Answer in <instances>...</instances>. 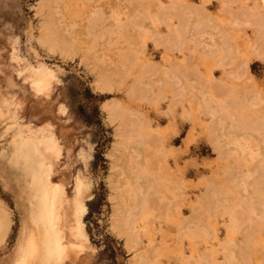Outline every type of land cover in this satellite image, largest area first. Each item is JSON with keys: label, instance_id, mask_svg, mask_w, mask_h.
<instances>
[{"label": "rangeland", "instance_id": "374dc122", "mask_svg": "<svg viewBox=\"0 0 264 264\" xmlns=\"http://www.w3.org/2000/svg\"><path fill=\"white\" fill-rule=\"evenodd\" d=\"M178 1L181 5L190 2L199 8H204L200 1H205L208 9L204 15L213 19L208 29H212L217 45L221 46L225 38L245 40L242 54L238 56H253L247 67L253 80L263 84L264 60L258 58L250 46L254 29L233 25L234 18L240 13H248L241 18L248 21L258 0L228 5L232 14L221 10L219 0ZM136 2L150 3L152 15L170 4L167 0H0V215L5 219L0 240V264H46L43 248L38 249L29 261V229L44 189L57 186L62 198L57 208L55 230L63 252L55 264H135L142 253L152 252L154 246H158L152 252L156 255L153 256L154 264H196L202 254L205 259L202 258L201 264H221L223 261L226 264L230 260L231 264H242L249 224L256 236L263 232L259 237L253 235L255 238L252 240L257 247L250 264L264 263V211L260 209L264 207V145L245 148L244 152L236 146L226 149L214 147L210 140L209 117L192 105V86L188 83V88L187 83L186 86L180 81L181 71L177 63L176 66L173 64L177 61L178 52L167 56L165 48L159 46L164 42L165 33L154 32L152 36L144 29L150 27L151 21L143 22V27L130 23L131 16L126 13ZM198 22L193 28L200 30L204 23L201 17ZM149 69L154 75L150 78ZM44 77L46 86L37 90L38 80ZM107 77H110L111 84L108 88L102 85ZM250 84L251 81L246 85L247 89ZM178 88L183 89L179 91ZM113 103L121 105L129 118L116 120L110 116L105 106ZM247 109H260L264 114V106L253 107L248 102ZM134 118L144 125L142 127L148 130V135L159 137L152 154H149L155 156L158 151H163L164 155H159L160 161L164 158L162 170L146 168L147 151L141 148L142 145L150 148L146 137L141 146L136 145L132 136L127 139L121 137L127 123ZM44 136L51 138L54 145L53 150L44 151L45 161L27 149L19 150L21 141L35 142L32 139ZM136 148L140 153L136 159L140 165L137 171L152 173L155 179L159 178L157 173L162 178L164 175V198L174 201L170 204V217L157 218L154 210L148 211L142 204L148 178L145 174L139 176L137 182L141 189L137 190L140 194L136 202H132L136 207L134 216L137 219L134 222H137L127 232L140 235L135 239L134 247L130 248L126 236L118 234L116 220L124 221L128 215V194L133 189L131 184L135 173L132 172L131 157L135 155ZM220 152L226 155L219 161ZM244 162L246 166L242 165ZM240 165L244 168L241 169ZM223 167L222 173L223 169H219ZM231 167L241 170L240 173L238 169V172L234 170L233 175L247 176L246 192H243L245 188L237 186L240 178L234 182L227 179ZM45 168H49L48 175L41 181L39 177ZM81 181L84 191L81 212L77 216L80 203L77 188ZM168 186L166 192L165 187ZM223 190L226 191L222 194ZM175 197L179 200L176 203ZM205 197L207 203L203 202ZM240 200L246 201L247 205ZM247 201H254L249 204L251 208ZM258 201H263V204ZM255 204L260 207H253ZM235 206H240L242 213L245 212L244 223L239 230L236 229L237 232L228 226L232 221L231 214H225L226 208L228 213L239 209ZM141 211L146 213L141 214ZM189 218L192 221L187 220ZM184 219L189 223L181 224ZM253 224L257 227L253 228ZM185 226L199 230L189 231ZM79 228L82 236L78 235ZM231 234L234 242L230 240ZM228 245L231 246L228 248ZM230 251H233V257L232 253L228 254ZM258 256L262 257L259 259Z\"/></svg>", "mask_w": 264, "mask_h": 264}, {"label": "bare ground", "instance_id": "6f19581e", "mask_svg": "<svg viewBox=\"0 0 264 264\" xmlns=\"http://www.w3.org/2000/svg\"><path fill=\"white\" fill-rule=\"evenodd\" d=\"M219 1L221 3L219 5L221 10L223 12H227L229 14H232L230 11L231 8L228 5H232L234 3L242 2L245 0H219ZM167 2L170 3L169 6L167 5L166 7L161 8L155 15H152L153 12H152L150 3L139 4V2H136L135 4H133L129 8V11L126 14L131 16L132 21L130 20L131 21L130 23L133 22L136 26H139V27H143V22H145L147 20L151 21L152 23H151L150 27H144V29L148 30V32H151L152 36H154V32L161 31V32L165 33V39H163L164 42L162 41L163 44L159 45V46L160 47L162 46V48L163 47L165 48V51H166V54L168 57H170L173 52H175V51L178 52V57L176 56L177 61L173 64H175V66H176V63H177L179 70L181 71L179 73L180 81L181 82L183 81L185 85H186V83H187V85H188V83H190L192 86V87H190L191 89H193V93H192L193 104L192 105H195L196 107H198L199 111H201L202 114L209 117L208 118V126H209V129L211 131L210 140L213 142L214 147L216 149L217 148H220V149L225 148L226 149V148H231L233 146H236L237 148H240L241 150L243 149V152H244L245 148H250V147L257 148V147H260L261 145H264V114H263L262 110H260V109L259 110L258 109H247L248 102L253 104V107L264 106L263 105L264 101L262 100V97H264V81H263V84H258L255 80H253V78L250 74V69L247 66H248V63L250 62V60L253 59L252 55H249L248 58L238 56L239 53L242 54L241 52H242L243 46L246 44V43L243 44V42L245 40H243V42H242L241 40H238V39L234 40V39L225 38L224 41L222 42L221 46L217 45V41L215 39V35L212 32V29L211 28L208 29L210 27V25L213 23V19L211 18V16H205L204 15V13L208 9V7L205 6V1H200L202 3V5H204L203 6L204 8H199V7L195 6L194 4H191L190 2H188L185 5H183V4L181 5L178 0H167ZM254 6L255 7L253 10V14L250 15V18L248 21L247 20L243 21L241 19L243 16H247L248 13L247 14L246 13L245 14L240 13L239 15L237 14L236 17L234 18L233 25L234 26L245 25V26H248V27H251L254 29V38H253V42H252V44H250V46L252 47V50H253V52H255L256 56L258 58H261L262 60H264V0H258ZM154 16H155V18H154ZM199 17H201L202 21L204 22V23H202L200 30L193 28L199 23L198 22ZM97 19H98V16H97ZM97 19H94V20H97ZM156 21H158V22L155 23ZM127 22L129 23V21H127ZM96 23H97V21H96ZM122 25H125V24L123 23ZM233 25H231V26H233ZM124 30H125V28H124ZM147 35H149V33H147ZM162 42H160V43H162ZM53 47L55 48L56 44H54ZM235 51H236V56L234 55ZM127 55H125L126 58H127ZM120 61H122V60H120ZM120 63H123V61ZM147 72H149L148 73L149 78H150V75L154 76L153 74H150L153 72L152 69L147 70ZM158 73L160 74V72H158ZM157 77H156L155 81H157V79H158ZM109 78L108 77L105 78L106 81L102 82V85L106 88L111 86V84L109 82V80H110ZM154 78L155 77H153L151 80L153 81ZM158 81H160V80H158ZM249 81H251V84H250V88L247 89L246 85L248 84ZM176 82H178V81H176ZM166 83H168V81ZM46 84H47V79L45 77L40 78L36 84L37 90L42 89L44 86H46ZM148 84H150V80L147 83V85ZM48 85H50V83ZM155 86H156V84H155ZM177 86H178V84H177ZM189 86L190 85H188V88H189ZM143 87H144V85H143ZM164 87H166V86H164ZM146 88H144V89H146ZM140 89H142V88L140 87ZM180 89L181 88H178L179 91H182L183 88L181 90ZM150 90H152V89H150ZM136 91H139V90H136ZM183 93H184V90H183ZM179 97H181V95ZM175 99H174V101H175ZM190 105H191V103H190ZM105 108L109 111V115L114 117L116 120L121 119V118H127V119L129 118L127 111L118 103L107 104L105 106ZM183 110H185V109H183ZM197 118L198 117H196V119ZM135 119L136 118H134V120ZM134 120L132 121L130 119V123H127L128 126H126V129L121 133V137L123 139H127L128 137L132 136L134 138V140L136 141L135 142L136 145H139V146L142 145L141 142L146 137L147 142H149L148 144H150L149 145L150 148H148V147L146 148V146H144V145L141 146V148H143V150L147 151L146 152L147 156H145V157H147L145 159L147 161V162H145L146 168H148L150 170H157V171L162 170L163 169L162 160L164 158L162 157L161 158L162 160L160 161V156H161L160 154L163 151L162 152L158 151V154H156L155 156H151L149 154V153L152 154V152L154 150L153 146L158 141L159 137L156 136L155 134L148 135L149 134L147 132L148 130L146 131L145 128L142 127L144 125L139 123V121H136V120L134 121ZM126 122H129V121H126ZM32 140L35 142H31V141H27V140L21 141V143L19 144V150L27 149L31 153H33V155L37 156L38 158H41L42 161H45L46 156L44 154V151H46V150L50 151V150H53V148H54V145L51 141V138L44 136L41 139H32ZM210 140H209V142H210ZM235 153H238V152H235ZM134 154L136 156L133 155L131 157L132 158L131 159L132 164H133L132 172H135L133 174V177H134L133 184H131L133 186L132 187L133 189H131V186L129 187V184L132 183V181H131L132 179L129 181L130 183L129 182L127 183L128 187L131 189L129 191L130 193L129 192H128L129 194L127 193L129 195V200H128L129 203L127 205L129 208L128 215L124 221L120 220L119 218L116 220V222H117L116 230L118 231V234H120L122 236H126L127 245L130 248L134 247L135 239L139 238V235H140V234H138V236H137V234L131 235L127 231H129V228L137 222V221L134 222L137 219L136 216H134V214H135L134 211H135L136 207L134 206V204L132 202H136V200H137L136 197H138V194H140V193H138L139 190H137V189H141V185L138 184V182H137L139 180L138 178H139V176H143V174H145L142 171L140 173L137 171L138 168L140 167L139 163L138 164L136 163V159L140 156L139 148H136L134 150ZM232 154H233V152H232ZM163 155H164V153H162V156ZM225 155H226L225 153L220 152L219 161L222 160V158H224ZM258 155H259V152H258ZM164 157L166 158V156H164ZM234 157H235V155H234ZM237 157L238 156L236 154V158ZM241 157L243 158V156H241ZM249 157H250V155H249ZM252 157L254 158L255 155L251 156V158ZM253 158L250 159V164H251ZM237 159H239V158H237ZM247 164H249V162ZM224 165H226V164H224ZM242 165L246 166V163L245 164L242 163ZM250 166H248V167L250 168ZM224 167L220 168V169L217 168V171H215L216 173L214 172L216 174V176H217L219 170L223 169L221 171H222V173L224 172ZM239 167H241V165ZM226 168L228 169V167H226ZM229 168H230V166H229ZM242 168H244V166H242L241 169ZM48 169L49 168H45V170L40 175L39 178L41 181L43 180V178L47 177L48 171H49ZM236 169H238V168H236ZM236 169H234V170H236ZM234 170H233V168L229 169V171L227 172L228 175L226 174L227 179H230V181L234 182V181L238 180V178H240L239 181L237 182L238 183L237 186L245 188L244 185L247 184L246 180H248L247 176H245L246 174L245 175H244V173L242 174L245 176L244 178L238 177L239 176L238 174L240 173L241 170L239 171V169H238V171H239V173L237 174L238 176H236V174L233 175L235 172ZM262 172H264V169ZM157 174H159L158 175L159 178H157L159 181L154 178L152 173H151V175L145 174L146 177L148 178L147 179L148 185H146V188L148 186V189L145 192V194H143V200H142L143 203L142 204H143L144 208L148 209V211L154 210V212H155L154 215H156L157 218H162L164 216L170 217V209L169 208L171 207L170 204H173L172 202L174 200L172 202L170 200H167V201H170L171 203L170 202L166 203L167 201L164 198V179H163L164 175L162 174L163 175V178H162L160 173H157ZM212 175H214V174H211V176ZM247 175L249 178L250 175L249 174H247ZM252 175H254V174H252ZM221 177H223V176H221ZM208 179H210V177ZM213 179L214 178H212V181H213ZM169 180H170V178H169ZM225 180H226V178H225ZM177 181H179V180H177ZM214 181H215V179H214ZM227 182H228V180H227ZM168 183H169L168 185L171 184V182H168ZM208 183L209 182H207V184ZM127 184L125 186H127ZM216 184H217V182H216ZM78 185L79 186L77 189L79 192L78 195H79L80 203H79V208L77 211V216H78V213L81 212V203H82L83 191H84L83 190V187H84L83 182L82 181L79 182ZM228 185H229V183H228ZM171 186L173 187L172 184H171ZM217 186H218V187H216L217 189L220 188L218 184H217ZM237 186H235L234 189H236ZM229 187L230 186H227L228 189H229ZM134 188L136 189V191H134ZM166 188H169V186L165 187V190H166ZM177 189H178V186H177ZM213 189H214V187H213ZM219 190L221 191V189H219ZM171 191H173V190H171ZM179 191H181V190H179ZM211 191H212V189H211ZM225 191L226 190H223V192H221V193L223 194ZM166 192H167V190H166ZM177 192L178 191H175V193H177ZM210 192H208V194H210ZM235 192H236V190L233 191L234 195H235ZM243 192H246V188L244 189ZM203 194H205V193H203ZM222 194H221V196H222ZM174 195H176V194H174ZM237 195L238 194H236V197H237ZM172 196H173V194H172ZM226 197H227V194H226L225 198ZM231 197L232 196H230V199H231ZM61 198H62V194H61L60 188L58 186L52 187L49 189H44V191L41 195L40 202H39V207L37 206V208H38L37 213L33 214L36 216L34 219H33V217H31L33 219V221L31 222V227L29 229V238H28V258H29V261H31V259L36 254V251L40 248H43V250L46 253V264H55V262L61 258V256H62L61 254L63 252V249L61 248L60 240L57 237V233L55 230V224H56V219H57V208L61 203ZM177 198L175 197L174 203L179 201ZM239 198H237V200ZM209 199H211V197ZM207 200L208 199L206 198V201H203V202L207 203ZM259 200H263V199L259 198ZM263 201L262 202L258 201V203L260 202L261 204H263ZM240 202H241V200H240ZM242 202H244V201H242ZM250 202L252 203L254 201H250ZM250 202H248V207L251 208V206H249ZM200 203H202V201ZM209 203H211V200ZM231 203L232 202H230V204ZM220 204H221V202H220ZM129 205H130V207H129ZM174 205H173V207H176ZM209 205H211V204H209ZM245 205H247V204L245 203ZM255 206L260 207V205H256V204L253 207H255ZM202 207H204V206H202ZM259 207H256V208H258V210L256 209L257 211H260ZM207 208H204V209H207ZM224 208H226V207H224ZM228 208L231 209L230 207H228ZM235 208H236V206H235ZM235 208H233V209H235ZM238 208H236L238 210H235V211L229 210V213L227 212L228 209L226 208L227 213L225 212V214H231L230 217L232 219L229 218L230 220H232V221H230L231 226L229 225L230 223L228 224V226L231 227V229H233V230H231V229L230 230L234 231V232L236 231V229L239 230V227L241 228L242 227L241 225H243L242 223H244L243 213H245V212L243 211V213H242V208L240 206H238ZM261 208H263L262 210L264 211V207H260V209ZM210 211H212V209H210ZM143 212H145V211H143ZM143 212L141 211V214H143ZM197 213H199V212H197ZM223 213H224V211H222V214ZM208 215H210V214H208ZM211 216H212V212H211ZM247 216H249V215H247ZM190 219L191 218H189L187 220H190ZM194 219L199 221L198 217H195ZM187 220L185 221V219H184V222L181 220L182 221L181 224L186 225V222H188ZM191 221H192V219H191ZM77 222H78V225H80L79 224V217L77 218ZM181 227L182 226L180 225V228ZM229 227H228V229H229ZM255 227H257V226L254 225L253 228H255ZM4 229H5V219L3 218V215H0V240L2 239ZM193 229H196V228H193ZM193 229L192 230L188 229V230L194 231ZM251 229H252V225L250 226V224H249V228L247 227V230H248V232L246 233L247 235H245V237H247V244L243 245L245 255L243 258L244 262L242 264H250L251 263V256L256 251V247H257L256 245L257 244L254 242V240H252L253 238H255V237H253V235L255 233L253 234L251 232ZM148 230H149V225H148ZM196 230H199V228ZM210 230H211V228H210ZM78 231H79L78 235L82 236V231L80 228L78 229ZM135 232H137V231L135 230ZM138 232H139V230H138ZM258 232H259V230H258ZM197 233L198 232H196V234ZM230 233H228L229 236H230ZM261 233H263V232H261ZM261 233H258V235ZM202 234H206V232L205 233L203 232ZM211 234H213V233H211ZM211 234H210V236H211ZM232 234H233V236H235L233 232H232ZM232 234H231V238L229 237L230 240L233 238ZM194 235H193V237H195ZM258 235L256 236V234H255L256 237H259ZM182 236H184V235H182ZM185 236H187V235H185ZM204 236H206V235H204ZM207 236H209V235L207 234ZM197 238H200V236H198ZM201 238L203 239V237H201ZM210 238H214V236L210 237ZM190 239H192V238H190ZM261 239H262V237H261ZM203 240H202V242H203ZM207 240H209V239H207ZM228 241H229V239H228ZM232 241H233V239H232ZM190 244H189V246L192 247V245H190ZM233 244H232V246L234 247L235 244L234 245ZM196 245H197V243H196ZM230 246L231 245H228L227 247L229 248ZM223 247H225V246H223ZM156 248L158 249V246L157 247L154 246L152 248V252H154ZM261 248H262V246H261ZM192 249H194V248L192 247ZM226 250H227V248H226ZM239 250H240V248H239ZM191 251H194V250H191ZM240 251H238V253ZM152 252L146 251V253H142L143 256L138 257V263H135V264H149V263L154 264L155 262H154L153 256L155 254ZM221 252H223V251H221ZM230 253H232L231 256L234 254L233 251L228 252V254H230ZM243 253H241L240 255H242ZM259 253L261 254V251ZM240 255H238V256H240ZM155 257H156V255H155ZM200 257L202 260V258L204 257L203 254ZM227 257H228V255H227ZM227 257H226V259H227ZM260 257H262V256H260ZM260 257L258 256L259 259H260ZM183 258H184V256H183ZM186 258L185 259L188 260L189 256ZM203 259H205V258H203ZM230 259H233V258H230ZM201 260L196 261L197 262L196 264H201ZM233 260H235V258ZM213 261H215V260H213ZM231 261L232 260H230L229 263H226V264H231L230 263ZM226 262H228V261H226ZM223 263H224V261H223ZM223 263H221V264H223ZM261 263L262 262H260L259 264H261ZM183 264H184V262H183ZM202 264H206V263H202ZM262 264H264V263H262Z\"/></svg>", "mask_w": 264, "mask_h": 264}]
</instances>
